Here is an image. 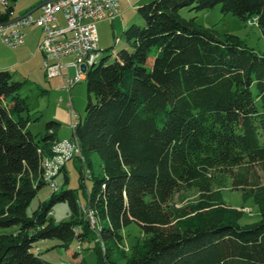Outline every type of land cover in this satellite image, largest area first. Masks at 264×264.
Here are the masks:
<instances>
[{
  "label": "trees",
  "instance_id": "16d2710c",
  "mask_svg": "<svg viewBox=\"0 0 264 264\" xmlns=\"http://www.w3.org/2000/svg\"><path fill=\"white\" fill-rule=\"evenodd\" d=\"M217 6L264 36V0H153L138 8L144 26L125 30L127 47L114 61L91 65L73 137L86 162L101 159L84 206L94 227L74 190L54 192L28 217L49 185L43 163L61 141L60 124L30 132L24 83L0 70V230L17 227L0 234V264H53L35 247L47 239L66 250L87 242L98 264H119L113 254L132 224L145 240L125 264H264V53L181 15ZM13 14V5L0 7V25ZM229 187L259 206L258 223L239 225L243 212L223 200ZM182 191L196 201L177 206ZM60 202L72 219L57 225L49 217Z\"/></svg>",
  "mask_w": 264,
  "mask_h": 264
},
{
  "label": "rangeland",
  "instance_id": "374dc122",
  "mask_svg": "<svg viewBox=\"0 0 264 264\" xmlns=\"http://www.w3.org/2000/svg\"><path fill=\"white\" fill-rule=\"evenodd\" d=\"M43 1H10L9 5L14 6L13 20L27 15ZM152 1L120 0V16L113 23L109 20L98 23L97 50L101 52L98 59L108 57V63L114 61L115 53L127 47L123 35L125 30L133 24L144 26V20L139 15L138 8ZM40 13L41 11L38 9L34 11L33 16L37 18ZM181 15L186 19L196 18L198 26L213 29L219 36L225 34L238 36L255 52L264 53V36L255 22H244L232 13L224 14L221 6L199 12L188 8L182 10ZM58 17L61 22H64L60 12ZM24 31L27 37L23 46L11 48L5 44H0V70L9 71L15 81L24 83L20 95L26 99L30 108L29 113L32 121L27 127L30 132L38 136L44 135L47 123L55 121L60 124L58 138L61 141L71 140L73 124L79 121L80 116L82 118L85 116V108L88 102L87 84L82 81L69 91L64 89L65 83L62 77L49 79L44 69V55L38 46L45 36L44 30L33 25L26 27ZM98 59H95L91 65L95 64ZM71 61H74L73 57L61 59L64 65ZM64 73L69 78H73L76 75V70L73 67H67L64 69ZM86 163L89 164L90 168L85 166ZM102 172L101 159L97 154L91 155L87 162L83 156H74L66 164L65 170L54 179V183L58 186H56L57 189L46 185L38 192L27 209L28 217H33L41 204L49 202L54 192L61 193L64 190H74L80 205L84 207L93 187V177H100ZM261 176L264 185V173ZM222 196L227 205L243 212L239 225L255 224L261 220L259 206L255 204L249 194L232 190L229 187L222 190ZM197 197L198 195L194 191H182L176 196L174 203L177 206L184 203H194ZM85 210L87 218L94 227L93 213L87 208ZM49 218H52L57 225L71 221L72 215L68 203H57ZM16 231L17 227H12L0 230V234H11ZM144 240L145 236L136 224L128 226L122 231V241L117 246L113 259L119 264H125L135 252H140L143 249ZM60 243L58 239H47L36 243L35 247L41 249L42 259L53 264H98L97 255L89 243L85 242L80 247L78 242H74L69 250L59 247ZM75 253L78 254L77 257L74 256Z\"/></svg>",
  "mask_w": 264,
  "mask_h": 264
},
{
  "label": "built area",
  "instance_id": "2783aa9c",
  "mask_svg": "<svg viewBox=\"0 0 264 264\" xmlns=\"http://www.w3.org/2000/svg\"><path fill=\"white\" fill-rule=\"evenodd\" d=\"M10 0H0V7H7ZM39 17L33 13L4 25H0V42L8 47L16 48L25 44L24 29L37 25L44 30L45 36L39 43V50L44 55V69L49 79L62 77L64 89L71 90L75 85L85 80L91 64L98 59L97 50L99 22L109 20L112 23L121 14L120 0H44ZM62 14V19L58 13ZM73 57L74 61L62 64L61 59ZM86 66V71L82 66ZM73 67L76 75L69 78L64 69ZM72 103V102H71ZM77 123L73 124L74 130ZM53 150L60 151V158H48L53 166V174L48 176L55 179L65 168L66 164L76 155L80 157L78 141L63 140L55 143ZM57 185L55 184L54 187ZM40 252V249H37Z\"/></svg>",
  "mask_w": 264,
  "mask_h": 264
},
{
  "label": "bare ground",
  "instance_id": "6f19581e",
  "mask_svg": "<svg viewBox=\"0 0 264 264\" xmlns=\"http://www.w3.org/2000/svg\"><path fill=\"white\" fill-rule=\"evenodd\" d=\"M86 78V77H85ZM85 81V80H84ZM79 149V147H78ZM53 156L49 158H60V151L53 150ZM79 154L81 156V151L79 149ZM44 176H48V174H53V166L50 163L48 158L44 159ZM45 182H47L50 186H55L54 179L50 177H44Z\"/></svg>",
  "mask_w": 264,
  "mask_h": 264
},
{
  "label": "water",
  "instance_id": "95a60500",
  "mask_svg": "<svg viewBox=\"0 0 264 264\" xmlns=\"http://www.w3.org/2000/svg\"><path fill=\"white\" fill-rule=\"evenodd\" d=\"M42 5H43V4L41 3L36 9L30 11L28 14L33 13L34 11L38 10L39 8L42 7ZM25 16H26V15H25ZM23 17H24V16H23ZM16 20H17V19H16ZM12 22H15V20H13ZM82 70H83L84 72L86 71V66H85V65L82 66Z\"/></svg>",
  "mask_w": 264,
  "mask_h": 264
},
{
  "label": "crops",
  "instance_id": "0c3cea01",
  "mask_svg": "<svg viewBox=\"0 0 264 264\" xmlns=\"http://www.w3.org/2000/svg\"><path fill=\"white\" fill-rule=\"evenodd\" d=\"M13 20V19H12ZM122 22H123V20H122ZM0 44H3L2 42H0ZM66 116H68V115H66ZM60 140V139H59Z\"/></svg>",
  "mask_w": 264,
  "mask_h": 264
}]
</instances>
